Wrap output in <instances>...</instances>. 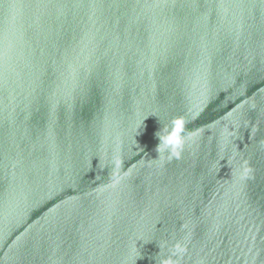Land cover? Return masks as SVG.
<instances>
[{"label":"water","instance_id":"water-1","mask_svg":"<svg viewBox=\"0 0 264 264\" xmlns=\"http://www.w3.org/2000/svg\"><path fill=\"white\" fill-rule=\"evenodd\" d=\"M161 256L264 264V0H0V264Z\"/></svg>","mask_w":264,"mask_h":264},{"label":"clouds","instance_id":"clouds-1","mask_svg":"<svg viewBox=\"0 0 264 264\" xmlns=\"http://www.w3.org/2000/svg\"><path fill=\"white\" fill-rule=\"evenodd\" d=\"M185 119L183 117L174 118L169 125H163L157 132L156 138L159 143L155 147L157 158L161 162L171 160L172 158L179 159L185 146L190 141L191 137L185 134ZM135 251V247L133 248ZM184 251V247L180 242H177L173 255H179ZM156 264H173L170 257H160Z\"/></svg>","mask_w":264,"mask_h":264}]
</instances>
